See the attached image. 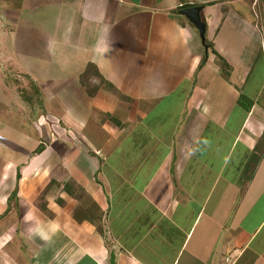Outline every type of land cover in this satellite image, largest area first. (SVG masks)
<instances>
[{
    "label": "crops",
    "instance_id": "obj_1",
    "mask_svg": "<svg viewBox=\"0 0 264 264\" xmlns=\"http://www.w3.org/2000/svg\"><path fill=\"white\" fill-rule=\"evenodd\" d=\"M197 5L204 6L202 19L214 17L217 26L207 67L189 44L197 30L179 14ZM236 19L258 34L262 55L254 61L235 56L238 51L227 44L231 37H217L224 20ZM0 21V32L25 65V80L47 83L63 97L71 92L74 100L109 103L110 110L98 109L100 115L87 123L89 133L112 129L111 142L104 134L96 140L107 156L126 145L134 167L158 155L169 168L160 177L164 186L156 204L138 193L127 195L128 179L116 180V240L107 243L100 169L89 170L88 186L77 172L80 187H56L42 209L36 204L45 183L40 170L49 168V181L61 170L39 160L47 147L39 143L35 149L42 151L34 156L29 148L9 172L0 162V264H264V235L258 237L264 231V0H0ZM232 31L244 34L239 22ZM216 82L226 98L212 96ZM173 98L182 109L163 115L162 128L172 123L167 134L147 129L146 113ZM79 117L68 116L67 123L84 126ZM212 123L223 142L221 136L204 140ZM201 148L223 154L204 170ZM232 160L234 175L224 174ZM68 166L65 184L71 181ZM219 182L224 187L216 196ZM141 200L142 207L136 204ZM156 238L162 244L154 245Z\"/></svg>",
    "mask_w": 264,
    "mask_h": 264
},
{
    "label": "rangeland",
    "instance_id": "obj_2",
    "mask_svg": "<svg viewBox=\"0 0 264 264\" xmlns=\"http://www.w3.org/2000/svg\"><path fill=\"white\" fill-rule=\"evenodd\" d=\"M214 20V17L208 18L204 16L203 21L206 26L205 36L207 41H210L211 34L214 35L215 33L212 32V30H215L217 27L214 25ZM233 20L235 19L233 18ZM238 22L240 23L244 34L234 33L233 31L230 32L231 27L233 29V27ZM253 24L255 25V23ZM255 27L257 28V25H255ZM226 30L229 32H226ZM229 33H232V36ZM217 37H220L219 40L222 39L223 42L224 40H227V38L231 37V41L227 40V42H229L227 44L232 42L231 48L235 49L234 51H238V54L235 56L245 60L246 62L254 61L258 56L262 55L258 41V34L256 30L253 29L252 24L249 25V23H245V21H238L236 19V21L228 22L227 20H224L223 26L221 27ZM189 44L192 47V50H197L202 61V59L205 58V55L198 34L195 35L193 42L190 41ZM221 44L224 46V43ZM227 47L230 48V46ZM211 58V51L208 50V58L202 61L201 64H206L207 67V64ZM260 59L261 58L259 57V60ZM218 62L220 63V60ZM24 66V63L20 61L19 53L17 52L16 48L12 46V43L9 42V39L4 37L0 32V162L2 167L5 166L9 172L14 164L17 165L25 155L27 156L29 148L32 152V156H34V154H36L35 148L39 143H41V145L44 144L47 147L45 153L41 158H39V160L43 161L47 165L51 164V162H54L53 168L55 167V164L60 165L61 174L58 170L60 175L57 173L56 178H53L51 181H49V168L44 166L43 170H40V173L44 175L45 183L42 182L41 192L37 198L36 204L40 205V208L42 209H44L48 204L50 191L56 190V187L58 190H60V186L64 185L63 188L68 191L77 190L78 186L80 187L79 183L75 181V178L78 175L77 172H80L82 175L81 182L87 185V181L92 178L91 172L89 171L92 169V166H94L96 171L100 169V171L97 172L98 180L100 182L97 183H99V186L100 184L102 185V192L106 193V200L108 202V211L106 210L102 219L104 222L103 228L106 229L105 235L103 234L102 238L107 243H111L112 240H116V180L128 179L126 189L124 190L125 192H128L127 195L132 196L133 194L138 193L144 198L148 199L150 197L149 201H153V204H156L161 202V189L164 186L162 183H160V177L163 172H166L169 170V168L161 166L162 156L160 157L158 155H154L147 164L134 167L135 164H130L132 161L126 159L125 153L128 151L125 147L126 145H122L120 148H118L117 152L115 149L113 153L107 156V151L103 148L105 144L96 143L100 142L96 140L104 134L103 136H105V139L109 140L108 142H111L113 140L112 129L104 128L106 131L103 134L96 132V130L93 133L91 131L89 133V130L92 127L87 123L91 122L92 119L94 120L96 114L100 115L98 109H100V111H104L105 109L110 110L109 103L106 105L100 101H88L84 98L83 100H74L72 99L73 96H71V92L66 94V96L68 95L67 97L62 96L63 92H56V94H53L54 91L49 89L47 83L43 86L39 85L41 95L40 100L30 102L26 101L24 98H22L18 91L20 85L24 86L28 83V81L25 80L26 72L24 71ZM208 70L209 69L207 68L206 71ZM196 78L197 75H195L194 79ZM29 83L31 82L29 81ZM216 84L217 82L213 85L211 91V93H213L212 96L215 97L216 95V97L223 96L226 98L224 95H220V89L218 86H216ZM66 88H69L67 91L72 89L71 87ZM63 89H65V87H63ZM84 89L86 92H91L90 90H92L87 86L84 87ZM234 89L236 90L235 86H233V90ZM206 93L208 101L205 103L207 104L208 102H211V98L207 91ZM34 98L36 99L37 95H35L33 99ZM56 98L59 100L57 101ZM175 101L176 100L173 98L170 102L164 101L158 103L154 110L147 112L146 116L148 118L145 123L147 129L148 127L151 129L152 126H155L154 133L158 132L167 134V132L172 127L170 125L172 123L167 124L163 128L160 126V123L163 115H166V113L169 111H171V113H177L179 112L178 109H182V106L176 107ZM123 108H125L124 105H117V113H122L125 111ZM173 108L176 109V112H174ZM87 110H89V112ZM117 115L115 110L110 111L111 118L112 116L116 117ZM68 116H70V118L73 120H76L80 116L79 118L81 119V122L84 123V126L80 124V126L76 127V129L81 132L71 127V124L67 123L69 121ZM110 121V125H112V123L116 122V118L113 120L110 119ZM145 124L141 125L143 128H141L140 131L145 129ZM212 124H208L206 134L204 135V140H207V138L211 139L212 137L213 139L216 137V135H213L212 133L215 127V125ZM231 125L235 127L237 125L236 121L234 120ZM246 127L247 132V130L249 131V128L252 127V125L248 124ZM154 135L155 137L158 136L156 134ZM219 136H221L222 139V141H220L223 142L225 136L217 135V137ZM244 137L245 136L243 135L242 139ZM91 138H93V140H91ZM242 139L240 138L241 141ZM208 143L210 142L208 141ZM44 145L42 146L44 147ZM201 149V153L204 154L201 163L202 168L205 170L207 168L208 162L212 161V157L222 153V151L213 150L212 148ZM87 154H90V160L92 162L84 160L85 157H87ZM65 156H67V163L63 161ZM102 157H105V159ZM239 162L240 161L237 163ZM37 163L38 162H36V164ZM103 164L105 166H103ZM67 165H69L68 167L71 168V170H67V173H70L71 181L68 179L65 184L61 178L65 175L64 167ZM235 166V161H230L228 168L224 170V174L227 173L229 175H234L231 170L235 169ZM57 167L59 168V166ZM249 168L250 167L247 169ZM73 170L76 172H71ZM128 174L130 177H128ZM234 179H236V176ZM255 185L256 184L254 182L253 188ZM221 187H224V183L219 182L216 188L217 191L215 192L216 196L218 195L219 188ZM136 204H139L142 207L143 202L142 200L138 202L136 201ZM194 233L197 234V230H195ZM263 235L264 231L262 230L258 237L261 238ZM152 243L158 246L162 244V241L161 239L156 238L153 239Z\"/></svg>",
    "mask_w": 264,
    "mask_h": 264
},
{
    "label": "water",
    "instance_id": "obj_3",
    "mask_svg": "<svg viewBox=\"0 0 264 264\" xmlns=\"http://www.w3.org/2000/svg\"><path fill=\"white\" fill-rule=\"evenodd\" d=\"M204 9L203 5L190 6L179 11V14L184 16L197 30L201 44L204 49L205 58L208 56L209 46L206 43V26L202 19L201 13Z\"/></svg>",
    "mask_w": 264,
    "mask_h": 264
},
{
    "label": "trees",
    "instance_id": "obj_4",
    "mask_svg": "<svg viewBox=\"0 0 264 264\" xmlns=\"http://www.w3.org/2000/svg\"><path fill=\"white\" fill-rule=\"evenodd\" d=\"M207 44H208L209 48L212 49V44L209 41H207ZM204 60H205V58L202 59V61H204ZM219 60L222 62V59L221 58H219ZM223 63H225V62L223 61ZM225 66H226V63H225ZM18 91H19L20 95L22 96V98H24L28 102L40 100V97H41V95H40V88H39V86L35 85L32 82L31 83L28 82L24 86H21L20 85L19 88H18ZM35 95H37V98L36 99L35 98L33 99V97ZM42 148H43L42 146L38 147L35 152L36 153L37 152L38 153L41 152L42 151ZM18 176H19V174L17 175V177Z\"/></svg>",
    "mask_w": 264,
    "mask_h": 264
}]
</instances>
